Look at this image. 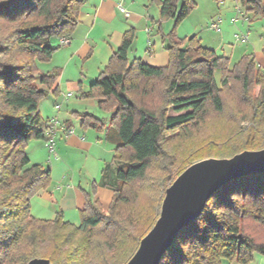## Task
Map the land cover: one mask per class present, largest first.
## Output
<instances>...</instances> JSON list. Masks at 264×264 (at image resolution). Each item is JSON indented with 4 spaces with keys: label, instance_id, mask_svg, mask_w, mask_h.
<instances>
[{
    "label": "trees",
    "instance_id": "1",
    "mask_svg": "<svg viewBox=\"0 0 264 264\" xmlns=\"http://www.w3.org/2000/svg\"><path fill=\"white\" fill-rule=\"evenodd\" d=\"M84 2L0 0V264H28L33 258L52 264H126L159 218L166 189L187 167L204 158L264 148V71L250 57L229 69L228 59L202 46L196 36L178 39L174 30L195 1L159 0L160 23L175 20L166 36L169 64L130 60L131 28L82 92L111 114L107 125L90 113L81 114L82 126L105 131L115 144L113 160L104 165L92 190L110 189L109 206L87 193L79 225L61 211L51 220L32 215V198L50 186L52 173L31 164L27 146L47 137L49 121L39 104L49 94H59L61 75L55 70L40 76L36 60L50 59L57 50L53 40L72 35ZM243 2L249 11L264 15V0ZM236 83L252 111L244 140L225 149L170 148L176 139L190 137V126L203 122L209 107L222 113L223 91ZM256 253L264 255V172L236 178L215 192L160 264H222L224 259L249 264Z\"/></svg>",
    "mask_w": 264,
    "mask_h": 264
},
{
    "label": "rangeland",
    "instance_id": "2",
    "mask_svg": "<svg viewBox=\"0 0 264 264\" xmlns=\"http://www.w3.org/2000/svg\"><path fill=\"white\" fill-rule=\"evenodd\" d=\"M158 1L159 0H149V16L152 17L150 22L146 23V21H143L142 23L134 24L131 27L135 30V38L134 44L129 51V58L130 60L142 59L141 57L144 59H150V54L147 51L148 33L146 31V28L150 27L152 30L151 38L156 42L155 59L159 62L161 61L160 58L165 59V64H162L163 66L156 67H164L169 64V55L167 51L168 41L166 36L173 31L175 20L173 18H168L160 23L161 17ZM194 1L195 5L193 9L174 30L176 37L180 40H185L186 42V39L196 36L202 46L214 50L217 56L227 58L229 69H232L244 57H250L254 61L256 68L264 71V15H257L249 11V5L243 2V0ZM218 16L222 17V23L220 25L221 33L210 28L211 22ZM118 20L119 24L126 23L124 17H119ZM116 29L118 28H114L113 30L115 31ZM128 30L122 31L121 28L120 31H122L121 33L124 35ZM247 34L248 39L246 41L239 40V38L242 39L243 36ZM109 37L110 34L108 38ZM185 42L182 46L185 45ZM53 45L57 47V50L50 59L36 60L39 71L48 74L49 71L52 73L55 70H59L61 73L58 80L60 83L59 94H52L53 99L43 98L40 101L39 112L43 119L47 121V119L52 120L53 118L58 117L62 121V119H65L74 111H80L82 113H97L101 119L106 121L105 123H109L108 120L111 117L110 112L101 108L95 98L83 96L82 92H87L89 88L86 91L81 90L80 87H75L76 89L72 90L67 86L66 79L69 77H76L71 75L79 74L81 72L80 68L77 69L76 67L71 66L73 69H71L70 72L73 73H67L63 82L60 81L64 72L62 65L66 59L65 47L61 45L60 38L54 39ZM163 52H165V55ZM151 61L153 62V60ZM221 77L222 70H216L215 80L218 85L221 82ZM69 91H73L75 96L64 101L63 95ZM223 96L225 103L222 113L214 112L212 107H209L204 121L200 124L194 123L190 126V137L176 139L177 141L174 142L170 148L174 146L176 148L175 151L187 149L193 151L198 148H201L200 150H202L208 146L216 149H225L235 141L244 140L247 137V130L251 125L249 120V116L252 112L250 102H248L245 97L243 98V92L238 83L233 84L230 87H225ZM54 98L57 99L58 103H62L63 105L59 113L53 104ZM170 114H173V112H170ZM72 118L76 122L78 117L73 115ZM47 142L46 139H35L30 141L27 146V155L31 160V164H41L46 169H50L51 173L54 171V174L58 176L59 171L64 166L66 160L56 148L55 152H50L49 147L46 145ZM35 149L37 150L36 154H34ZM178 153L179 152H175L176 155H178ZM87 157L90 158L89 155H87ZM71 158L73 169L76 171L84 169L85 163H87L84 154H79ZM153 174H156V172ZM110 195L112 196V191L110 189H105L101 192V199L105 202L107 207L111 201V198H108ZM51 209L53 210V208ZM65 219L75 225H79L81 222L80 218L74 220V222L69 220L68 217H65Z\"/></svg>",
    "mask_w": 264,
    "mask_h": 264
},
{
    "label": "crops",
    "instance_id": "3",
    "mask_svg": "<svg viewBox=\"0 0 264 264\" xmlns=\"http://www.w3.org/2000/svg\"><path fill=\"white\" fill-rule=\"evenodd\" d=\"M118 4H123L130 11V16H126L120 12ZM148 4L149 0H85L79 14V24L72 35L69 36L70 42L67 45H63L65 47L66 59L62 65L64 72L60 81L63 82L67 73H73L70 72L73 69L71 66L77 69L80 68L81 72L79 74L71 75L76 77L66 79L67 86L73 90L76 88L70 87L69 83L80 82L81 90L86 91L108 65L110 58L121 45L123 38L121 32L130 29L134 24H140L143 21H146V23L150 22L152 17L149 16ZM119 17H124L126 23L119 24ZM114 28L118 29L114 31ZM121 28L122 31H120ZM146 31L148 33L147 51L150 54V59L141 58L152 66H163L162 64H165L164 58H160V62L155 59L156 42L151 38L152 30L150 27H147ZM215 31L222 32L220 29ZM109 34L110 37L108 38ZM247 39L248 34L243 36L242 39L239 38L241 41H246ZM163 54L165 55V52ZM45 74L39 71L40 76ZM69 92L73 93V91ZM69 92L63 95L64 101L75 96L73 93L72 96L68 97ZM45 98L53 99L52 94H49ZM53 104L59 113L63 106L62 103H58L57 99L54 98ZM81 114L83 113L80 111H74L71 114L72 116L68 115L62 121L58 117L52 120L47 119L49 126L52 125V122L55 125L54 129L51 126L53 130L54 152L57 149L63 158H65L66 163L64 162V166L60 169L58 176L53 171L50 186L32 198L31 213L37 218L51 220L61 211L64 214V218L68 217L69 220L74 222V220L80 218V211L85 206L87 193L93 199H98L104 207H107L101 199V192L108 188L101 186L97 187L95 192L92 190L93 185L100 180L104 165L112 162L115 144L106 139L105 131L82 126ZM73 115L78 117L76 122L72 118ZM92 115L100 118L97 113ZM102 120L106 122L104 119ZM36 153L37 150L35 149L34 154ZM79 154L85 155L87 163H85L84 169L76 171L72 168L71 157ZM108 198L112 199V196L110 195ZM222 264L240 263L224 259L222 260ZM249 264H264V255L256 253L254 259Z\"/></svg>",
    "mask_w": 264,
    "mask_h": 264
},
{
    "label": "water",
    "instance_id": "4",
    "mask_svg": "<svg viewBox=\"0 0 264 264\" xmlns=\"http://www.w3.org/2000/svg\"><path fill=\"white\" fill-rule=\"evenodd\" d=\"M261 172L264 148L191 164L166 189L159 218L126 264H160L179 232L200 216L215 192L236 178ZM28 264L52 263L46 258H33Z\"/></svg>",
    "mask_w": 264,
    "mask_h": 264
},
{
    "label": "built area",
    "instance_id": "5",
    "mask_svg": "<svg viewBox=\"0 0 264 264\" xmlns=\"http://www.w3.org/2000/svg\"><path fill=\"white\" fill-rule=\"evenodd\" d=\"M118 9L124 15L130 16V11L127 8H125V6L123 4H118ZM221 23H222V18L221 17H217L215 20H213L211 22L210 28L213 29V30H219ZM69 42H70V38L69 37L60 38L61 45H67ZM72 95H73L72 92L68 93V97H70ZM51 126L54 129L55 125L53 124V122H52V125H50L49 127L51 128ZM52 128L50 130L48 129L46 131V136H47L46 140L48 141L46 145L49 147L50 152H54V140H53V130H52ZM70 132H72V131H70Z\"/></svg>",
    "mask_w": 264,
    "mask_h": 264
}]
</instances>
